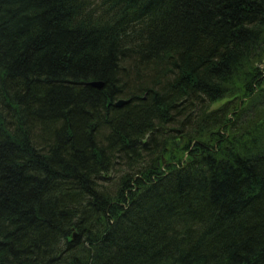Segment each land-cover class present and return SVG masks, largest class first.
<instances>
[{"label": "trees", "instance_id": "16d2710c", "mask_svg": "<svg viewBox=\"0 0 264 264\" xmlns=\"http://www.w3.org/2000/svg\"><path fill=\"white\" fill-rule=\"evenodd\" d=\"M0 264H264V0H0Z\"/></svg>", "mask_w": 264, "mask_h": 264}, {"label": "water", "instance_id": "95a60500", "mask_svg": "<svg viewBox=\"0 0 264 264\" xmlns=\"http://www.w3.org/2000/svg\"><path fill=\"white\" fill-rule=\"evenodd\" d=\"M94 86L97 87H102L103 84L101 82H97V81H93L91 82ZM128 102L127 100L124 99H120L119 101L116 102L117 106L123 105L124 103ZM183 138L181 137L180 141H178V144H180L182 142ZM74 236H76V233L74 234Z\"/></svg>", "mask_w": 264, "mask_h": 264}, {"label": "rangeland", "instance_id": "374dc122", "mask_svg": "<svg viewBox=\"0 0 264 264\" xmlns=\"http://www.w3.org/2000/svg\"><path fill=\"white\" fill-rule=\"evenodd\" d=\"M178 141H180V139ZM182 142H183V140H182ZM182 142L180 144H182Z\"/></svg>", "mask_w": 264, "mask_h": 264}]
</instances>
